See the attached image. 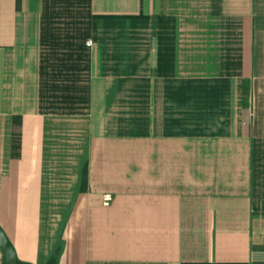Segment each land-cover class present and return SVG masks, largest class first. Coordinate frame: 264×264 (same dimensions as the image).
Masks as SVG:
<instances>
[{
    "label": "crops",
    "instance_id": "obj_1",
    "mask_svg": "<svg viewBox=\"0 0 264 264\" xmlns=\"http://www.w3.org/2000/svg\"><path fill=\"white\" fill-rule=\"evenodd\" d=\"M0 227L30 264H264V0H0Z\"/></svg>",
    "mask_w": 264,
    "mask_h": 264
},
{
    "label": "water",
    "instance_id": "obj_2",
    "mask_svg": "<svg viewBox=\"0 0 264 264\" xmlns=\"http://www.w3.org/2000/svg\"><path fill=\"white\" fill-rule=\"evenodd\" d=\"M0 249L3 253L2 264H30L20 261L14 251L13 246L5 235L4 231L0 227ZM57 251L52 255L45 264H56Z\"/></svg>",
    "mask_w": 264,
    "mask_h": 264
},
{
    "label": "built area",
    "instance_id": "obj_3",
    "mask_svg": "<svg viewBox=\"0 0 264 264\" xmlns=\"http://www.w3.org/2000/svg\"><path fill=\"white\" fill-rule=\"evenodd\" d=\"M91 43H92L91 41H87V45H91ZM112 201H113V197L110 193H105L102 195V200H101L102 206L108 207L110 206Z\"/></svg>",
    "mask_w": 264,
    "mask_h": 264
}]
</instances>
